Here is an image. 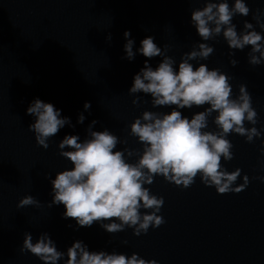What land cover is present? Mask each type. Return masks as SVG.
<instances>
[{"label":"water","instance_id":"water-1","mask_svg":"<svg viewBox=\"0 0 264 264\" xmlns=\"http://www.w3.org/2000/svg\"><path fill=\"white\" fill-rule=\"evenodd\" d=\"M206 0H0V264H42L32 254L20 253L24 233H31L33 243L41 233H48L60 252H66L75 241H82L89 251L131 256L133 253L157 264H264V183L253 177H264V65L248 64L244 50L229 49L222 34L214 40L201 41L191 25V12L202 9ZM219 2V0H212ZM229 6L234 0H227ZM251 10L246 17L235 16L237 32L245 21L264 38V31L252 19L257 10L264 12V0H244ZM264 23V16H261ZM130 32L135 41L148 36L176 63L194 45L206 43L214 48L207 60L199 63L231 77L233 98L238 86L246 85L257 124L245 122V128L256 127L260 137L246 143L245 137L229 134L233 159L222 166L231 173L241 170L233 187L250 183L240 193L217 194L199 179L181 189L154 178L145 185L152 194L163 197L158 215L165 223L149 228L146 234L134 236L132 229L108 234L99 224L80 228L72 219H64L63 205L48 204L52 200L50 180L57 173L71 170L69 161L59 156L57 145L66 135H78L83 141L91 121L98 123L93 131L109 130L126 144L115 150L142 151V145L129 135V125L144 111L168 113L172 109L152 108L151 97L129 95L133 76L146 58L137 54L132 61L123 59V34ZM111 35V41L106 36ZM258 55V54H257ZM238 61L235 67L229 60ZM154 69L160 57L147 61ZM175 67V65H174ZM139 96L138 106L132 100ZM34 99L51 103L70 118L71 125L62 128L48 140V149L36 145L28 131L34 118L26 109ZM91 107L85 111L83 105ZM204 107H207L205 105ZM204 108L181 109L192 115ZM80 114L85 116L77 123ZM209 117L208 131H216ZM69 150V149H64ZM138 156L128 158L135 163ZM45 176L48 179H45ZM32 196L39 206L17 208L25 196ZM142 214H146L141 209ZM106 223V222H105ZM127 241V243H122ZM67 257L57 262L66 264Z\"/></svg>","mask_w":264,"mask_h":264},{"label":"clouds","instance_id":"clouds-1","mask_svg":"<svg viewBox=\"0 0 264 264\" xmlns=\"http://www.w3.org/2000/svg\"><path fill=\"white\" fill-rule=\"evenodd\" d=\"M244 0H234L229 6L227 0L212 2L206 0L202 9L191 12V25L201 41L214 40L222 34L231 50L242 51L250 46L247 53L248 64L264 65V38L254 30V25L245 21L243 30L237 32L232 22L235 16L246 17L250 13ZM264 12L257 10L252 19L256 26L264 31L261 23ZM123 37V59L132 61L137 54L146 58L143 67L133 76L129 95L144 94L151 97L152 108H171L168 113L144 111L129 125V135L142 145V151L115 150L118 144H126L109 130L93 131L98 121L93 120L86 129V138L81 141L78 135H66L57 145L59 156L72 165L71 170H63L50 180L52 200L48 204L63 205L64 219H72L80 228L91 227L94 223L108 234L132 229L134 236L146 234L149 228H158L165 223L158 215L164 205L163 197L151 193L145 185H152L154 178L162 176L164 181L181 189H187L199 176L205 187H213L217 194L240 193L250 183L247 175L243 183L233 187L241 170L229 173L221 163L231 161L233 145L227 139L229 134L245 137L246 143H252L254 137H260L256 127L245 128V122L256 125L257 112L252 107V99L244 84L238 86V95L233 98L231 77L219 69H209L199 63L194 67L191 61H204L213 54L214 48L206 43H198L190 52L181 56L180 62L167 56V45L162 48L148 36L140 41V47L134 51L135 41L130 32ZM111 41V35L106 36ZM258 54V55H257ZM160 57L161 62L155 69L147 62ZM235 59L229 60L232 67ZM175 65V67H174ZM138 106L139 96L132 100ZM207 105V107H204ZM85 102V111L90 109ZM204 108L192 115L191 119L182 115L181 109ZM215 117L212 123L216 131H208L209 117ZM26 115L34 118L28 131L35 137L36 145L48 149V140L58 134L66 125L72 127L70 118L62 117L61 111L51 103L34 99L26 109ZM85 116L80 114L77 123L82 124ZM69 149V150H64ZM261 154L264 155V144ZM138 156L135 163L128 158ZM45 179H48L45 176ZM264 183V177H253ZM39 206L32 196H25L17 208ZM144 209L146 214L141 213ZM106 222V223H105ZM122 243H127L123 241ZM23 254L28 252L37 257L42 264H57L66 256V264H157L155 260H145L133 253L131 256L89 251L82 241H75L66 252H60L48 233H41L33 243L31 233H24Z\"/></svg>","mask_w":264,"mask_h":264}]
</instances>
